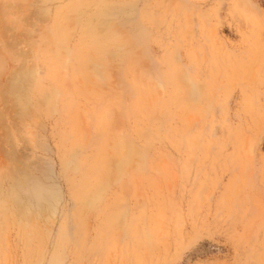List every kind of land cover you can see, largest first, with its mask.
<instances>
[{
	"label": "rangeland",
	"instance_id": "obj_1",
	"mask_svg": "<svg viewBox=\"0 0 264 264\" xmlns=\"http://www.w3.org/2000/svg\"><path fill=\"white\" fill-rule=\"evenodd\" d=\"M0 90V264H264V0H0Z\"/></svg>",
	"mask_w": 264,
	"mask_h": 264
},
{
	"label": "bare ground",
	"instance_id": "obj_2",
	"mask_svg": "<svg viewBox=\"0 0 264 264\" xmlns=\"http://www.w3.org/2000/svg\"><path fill=\"white\" fill-rule=\"evenodd\" d=\"M19 67H20V65H19ZM22 68H23V66H22ZM22 68L20 67V69H22ZM28 68H29V67H28ZM16 69H17V68H16ZM16 69H15V70H16ZM17 70H18V69H17ZM20 71H21V74H20ZM24 71H25V73L22 74V72H24ZM29 71H30V70H29ZM29 71H28V72H29ZM16 72H17L16 74L18 75V77H20L21 79L25 77V76L23 77L24 74H25V75L28 74V72H27V74H26V68H25V70L22 69V70H18V71H16ZM18 72H19L20 76H19ZM21 76H22V77H21ZM13 77H14V80H15V76H14V75H13ZM16 77H17V76H16ZM18 77H17V79H18ZM11 78H12V76H11ZM20 78H19L18 80L16 79L17 81L15 80V81H16L15 83H13V82H11V83H9V84L6 83V85L9 86V87H8L9 89H15V87H17V85H18V84H16V83H17L19 80H20L19 82L21 83V79H20ZM28 78H30V77L27 75V79H28ZM7 79H8V78H7ZM12 79H13V78H12ZM12 79L9 78V81L12 80ZM25 79H26V77H25L24 79H22V83H24V84H25L24 81H26ZM23 80H24V81H23ZM29 81H30V80H29ZM19 82H18V83H19ZM22 83H21V85H23ZM15 84H16V85H15ZM26 84H27V83H26ZM19 85H20V84H19ZM19 85H18V87H19ZM23 87L25 88V86H23ZM8 88H7V89H8ZM19 88H20V87H19ZM2 89H4V88H2ZM4 90H5V89H4ZM4 90H3V91H4ZM0 91H1V90H0ZM8 91H9V90H8ZM8 91H7V90L4 91V93H5V94L3 95L4 97L7 96V93H6V92H8ZM19 91H20V90H19ZM9 95L11 96L12 94L10 93ZM9 95H8V96H9ZM1 96H2V95H1ZM8 96H7V97H8ZM7 97H6V98H7ZM6 98H4V99L6 100ZM8 98H9V101H10V100H11L10 97H8ZM21 99H22V98H21ZM12 100H13V99H12ZM9 101H7V102L9 103ZM31 102H32V101H31ZM27 103L29 104V102H27ZM10 104H11V103H10ZM12 105H13V104H12ZM12 105H11V106H12ZM14 106H15V105H14ZM14 178H15V176H14ZM28 178H29V177H28ZM19 186H20V187L23 186V187H26V188H29V189H30V188H31V182H28V181H26L25 179H24V180H23V179H20V180H19ZM23 187H22V188H23ZM31 190L33 191L32 193L34 194V196H35L36 199H41V197H42V192H41L39 189L36 188V189H31ZM13 195H14V194H13ZM17 206H18V205H17ZM18 209H19V208H18ZM22 210H23V208H22ZM22 210H20V211H22ZM18 212H19V210H18ZM22 212H23V211H22ZM26 215H29V214L26 213ZM23 216H24V214H23ZM28 217H31V216L29 215ZM27 219H28V218H27ZM29 220H31V219L29 218ZM116 230H117V229H116Z\"/></svg>",
	"mask_w": 264,
	"mask_h": 264
}]
</instances>
